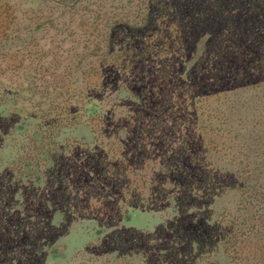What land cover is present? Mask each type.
Returning a JSON list of instances; mask_svg holds the SVG:
<instances>
[{"label": "rangeland", "instance_id": "1", "mask_svg": "<svg viewBox=\"0 0 264 264\" xmlns=\"http://www.w3.org/2000/svg\"><path fill=\"white\" fill-rule=\"evenodd\" d=\"M183 1L190 5V9H185L186 14L200 2ZM208 1L215 6L230 5L231 13L217 18L218 21L211 19V22L200 20L195 23L187 49L184 54L178 53L179 57L174 61L161 65L142 58L129 74L127 67L122 65L124 59L120 66L94 63L101 69L97 75L89 81L81 76L78 82L70 83L75 73L74 67L87 52L81 44L82 37L43 26L49 15L50 4L47 0H5L8 3V15L4 9L0 13H4L2 17L7 16L11 26L8 34L15 38L12 46H6L0 40V173L4 175L6 182L12 169L9 158L17 159L21 155L23 133L16 132V127L26 119L27 115L24 113L37 112L36 108L40 104L46 110L51 104L59 102L65 109L67 98L60 94L62 89L65 91L70 87H64L69 83L75 86L74 90L70 89L68 92L77 93V96H81L80 100L85 96L90 97L101 104L102 108L96 122L97 135L92 133L85 119L80 124L77 122L79 126L63 130L62 135L57 133L65 143L87 145V149L68 156L63 155L62 151L59 160L61 164L66 162L64 167L67 174L71 170L69 182L79 185L87 196H90V189H94L91 193L98 200L82 198L76 209L79 211L78 215L68 216L63 225L66 215L64 209L57 210L56 214L51 210L42 215L44 218H53L60 236L55 245L57 254L49 257L46 264H128V249L123 242H113L112 236L117 238L113 233L126 234L130 230L156 233L162 224H166V200L154 203L152 194L158 184L169 181L163 179L165 174L161 172V168L171 163L173 156L180 151L185 153L181 157V163L186 164L188 174L194 173L197 168L187 166L189 162L203 160V166H218L216 180L227 187H245L248 181L244 172L249 167L255 168L264 163V0ZM252 1L258 2L256 13L248 7V3ZM209 6L201 5V9L212 11L211 5ZM230 20L233 21L229 24ZM258 20L260 25H256ZM39 24L42 25L34 34L32 27ZM77 26L78 23L75 24L74 31L79 33ZM240 33L244 38L241 47L237 42ZM204 34L209 36L206 37V47L202 53V48L197 43L200 39H205ZM34 38L42 55L41 62L36 60V56H28L33 51L32 47L24 50L20 46L25 41L33 46ZM234 45L239 49V54L231 51V46ZM189 55L190 59H199V62L194 61L188 70L189 65H185V62L189 60ZM90 63L86 61L83 68L90 71ZM14 66L21 70L12 72ZM55 69L58 75L53 82V78L49 76ZM40 70L47 74L44 80H41ZM18 109L22 111L21 115H18ZM137 113H142V119L146 121L158 118L163 121V129L159 131L161 140L155 145L152 155L151 151L144 152V136L135 127H130L134 122L131 116ZM109 135L117 138L110 142L124 150L115 161L128 164L135 160L134 164L143 168L141 172L147 178V183L139 193H118L114 187L116 182L106 177L108 166H115L114 159L111 163L113 149L106 145ZM97 136L99 138L95 147L93 141ZM58 146L61 147L59 144ZM51 159L58 161L53 155ZM257 178L264 186V171L258 172ZM178 179L186 180V177L179 175ZM110 184H113L112 188H109ZM0 187H4L3 183ZM58 192H63V189L51 181L43 187L40 195L33 196V201L36 203L41 200L43 206L44 202L52 200ZM10 193L15 197L14 190ZM139 195L146 198L148 207L133 204ZM29 196V190L24 189L18 192L16 199L13 198L8 203L15 205L16 202L26 201ZM127 205L129 215L125 213ZM15 208L18 209L16 206ZM244 208L239 216L255 217L252 224L259 233L246 248L252 261L249 264H264V199L254 201ZM8 212L14 215L13 210ZM99 223L105 234L98 239L96 230L100 228ZM8 231L6 228L3 234ZM33 234L35 233L29 232L25 236L23 245H34V240L30 239ZM154 254L156 253L151 252L148 256ZM179 262L166 257L163 264ZM246 262L239 264H248ZM231 264L238 262L233 260Z\"/></svg>", "mask_w": 264, "mask_h": 264}, {"label": "trees", "instance_id": "2", "mask_svg": "<svg viewBox=\"0 0 264 264\" xmlns=\"http://www.w3.org/2000/svg\"><path fill=\"white\" fill-rule=\"evenodd\" d=\"M199 1L195 4V8L186 14L185 9H190V5L183 0H47L51 6H48L49 15L43 26L57 31L65 30L73 36L82 37L81 44L87 52L81 57L79 66L74 67L75 73L70 83L78 82L81 76L89 81L101 70L94 63L120 66L121 60L124 59L125 62L122 65L127 67L129 74L137 61L142 58L150 62H159L161 65L171 60L174 61L179 57L178 53L184 54L183 52L187 49L195 23L200 20L211 22V19L218 21L217 18H221L228 12L231 13L230 5L215 6L208 0H205V3H202L204 0ZM4 2L5 0H0V10L4 9L8 15V3ZM201 5H208V7L211 5L213 10H203ZM248 7L250 11L256 13L258 2L252 1L248 3ZM3 14L0 13V40L4 41L6 46H12L15 44V38L8 34L11 26L7 16L2 17ZM257 22L256 25H260L259 20ZM77 23L79 33L74 31ZM41 25L32 27L34 34ZM241 35L240 33L237 36L240 47L244 41ZM203 36L205 39L199 38L197 43L201 46L202 53L206 47V37L209 35L204 34ZM239 37H241L240 40ZM32 42L33 46L31 43L27 44V41L24 44L20 43V46L22 45L24 50L32 47L33 51L28 56H36V60L41 62L42 55L38 50L37 40L34 38ZM231 48L234 53H240L235 45ZM86 61L93 63V65L90 63V71L83 68ZM194 61L198 63L199 59L192 60L189 55V60L185 62V65H189L188 70ZM19 70L21 69L14 66L12 72ZM38 72L41 80H44L47 74L41 70ZM0 73H2L1 70ZM57 75L58 72L55 69L49 78L52 77L55 82ZM70 83L64 86L70 87L65 91L62 89L60 94L67 98L65 109L62 108L60 102L51 104L46 110L40 104L36 108L37 112L24 113L27 115L26 119L16 127V132L23 133L20 143L23 144L21 155L15 158L16 161L10 158L8 160L12 163L8 183L4 175L0 173V184L4 185L0 187V255L2 254L0 264H46L49 257L57 254L55 245L60 236L55 227L57 223H54L53 218H44L42 215L51 210L56 214L57 210L64 209L66 215L62 222L63 225L67 222L68 216L78 215L79 211L76 209L82 198L98 200V197L91 193L94 189L84 187L91 191L88 194L90 196H87L83 194L79 185L69 182L71 170L67 174L64 167L66 162L61 164L59 160L62 151H64L63 155L68 156L80 152L87 146L85 143L61 141L62 131L79 126L80 121L85 119L86 125H89L92 133L97 135L96 122H98L99 113L102 112L101 104L94 99L85 96L80 100L81 96H77V93L68 92L70 89L74 90L73 86H75ZM21 112L18 109V115H21ZM131 117L134 122L130 127H135L144 136L142 140L146 145L143 146L144 152L151 151L152 155L155 145L161 140L159 131L163 129V121L159 118L143 120L142 113ZM57 133L60 135L57 136ZM99 136L95 137L94 145H97ZM110 136L112 135L107 137L106 145L113 149L111 163L114 159L115 166H108L106 177L116 182L114 187L119 191L118 193L126 195L139 193L147 183V178L141 172L143 168H138L137 164H134L135 160L128 164L124 161H115L119 153L124 150L110 142L117 139ZM182 150L186 151L185 148ZM184 154L181 151L176 153L171 163L161 168V172L165 174L163 179H169V181L163 180L164 182L158 184V188H155L152 194L154 203L159 204L166 200L167 209L164 218L166 224H162L156 233L134 230L126 234L114 232L113 235L117 238L112 236L113 242L124 243L125 248L128 249V264H153L155 262L163 264L166 257L176 262L180 261L179 264H195L196 262L231 264L233 260L238 264L245 261L248 264L251 263V256L246 252V248L253 242V237L258 236L259 233L252 224L255 217L243 218L239 216V213L244 211L246 205H252L254 201L264 199V186L257 178V173L264 171V163L262 162L255 168L249 167L244 172L248 181L245 187H227L220 180H216L215 173H217L218 166L212 164L209 167L203 166V160L196 163L195 161L189 162L187 166L197 168L194 173L188 174L189 169L186 168V164L181 163V157ZM52 155L58 161L52 160ZM178 160L179 163H177ZM179 175L186 177V180H179ZM129 177L134 179H129ZM51 181L62 188L63 192L56 193L55 197L49 202H44L43 206L41 200L35 203L33 196L40 195L43 187ZM152 185L154 186L155 183ZM112 187L113 184H110L109 188ZM24 189L30 192L26 201L16 202L15 205L8 203L11 199H16L18 192ZM13 190L16 193L15 197L10 193ZM146 201L145 197L139 195L138 200L133 201V204L148 207ZM9 210L14 211L13 216L8 212ZM6 228L9 231L3 234ZM29 232L35 233L30 237L36 245L33 248L31 247L34 245L31 243L23 245L24 238ZM103 234L105 231L100 225V228L96 230V237L99 239ZM151 252L156 254L148 256ZM232 253H238V256Z\"/></svg>", "mask_w": 264, "mask_h": 264}]
</instances>
